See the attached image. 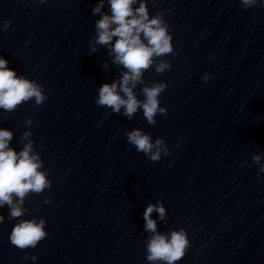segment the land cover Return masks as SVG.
Listing matches in <instances>:
<instances>
[{"label":"clouds","instance_id":"obj_1","mask_svg":"<svg viewBox=\"0 0 264 264\" xmlns=\"http://www.w3.org/2000/svg\"><path fill=\"white\" fill-rule=\"evenodd\" d=\"M45 0H39L44 3ZM106 0H98L92 9L93 15H100L95 22L96 35L89 41L91 53H95L97 46L108 49L112 64L121 67L118 78L111 83H104L98 89L97 106L110 108L113 113L122 114L131 121L138 110H142L143 117L148 124H156V116L166 115L167 108L161 107L159 97L168 87L163 81L146 82L144 74L154 68L158 74H163L171 68V61L165 57L174 55L173 37L169 31V24L165 19L168 10L159 9L150 16L148 0H107L110 13L102 9ZM155 6L156 0H152ZM243 9L253 8L258 0H240ZM134 7L135 5H137ZM11 26V21H4L3 28ZM115 38V39H114ZM107 62L103 67L107 68ZM211 77L205 73L203 80L207 82ZM140 86L138 98L136 89ZM48 99L43 85L18 75L8 67V61L0 58V109L14 112L20 105L34 101L40 106ZM34 123L32 119L25 121L26 126ZM129 144L135 146L137 152L143 153L150 161H159L162 155H170L169 148L162 138L153 141L149 134L134 128L126 132ZM13 132L0 128V208L7 206L8 219L17 220L10 233V242L20 250L36 248L44 240L46 220L44 218L23 219L29 209L25 202L30 194L39 195L52 187L48 178V171L44 169L41 154L34 147L30 127L24 131L20 143L22 148L17 151L10 147ZM252 161L258 166L259 173H264V155L253 154ZM43 169V170H42ZM45 204L51 203L45 198ZM158 214L161 221L167 223V211L162 201L149 204L144 213V230L150 235L146 241V259L150 264H177L190 247L188 233L184 228L173 229L162 233L157 229V221L152 218ZM5 220L0 214V223ZM29 257L25 256L27 260ZM31 259L35 261L36 255Z\"/></svg>","mask_w":264,"mask_h":264}]
</instances>
